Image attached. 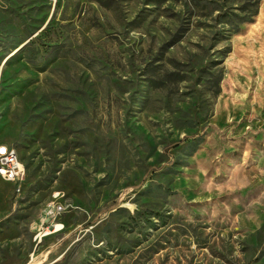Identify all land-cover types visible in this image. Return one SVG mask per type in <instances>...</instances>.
Returning <instances> with one entry per match:
<instances>
[{
    "label": "rangeland",
    "instance_id": "374dc122",
    "mask_svg": "<svg viewBox=\"0 0 264 264\" xmlns=\"http://www.w3.org/2000/svg\"><path fill=\"white\" fill-rule=\"evenodd\" d=\"M0 146V264H264V0H0Z\"/></svg>",
    "mask_w": 264,
    "mask_h": 264
},
{
    "label": "built area",
    "instance_id": "2783aa9c",
    "mask_svg": "<svg viewBox=\"0 0 264 264\" xmlns=\"http://www.w3.org/2000/svg\"><path fill=\"white\" fill-rule=\"evenodd\" d=\"M25 174V168L19 159L15 149L0 146V178L6 182L13 184L19 191ZM49 212V210H48ZM64 212V206L60 203L56 204L53 211L48 217L60 215ZM45 229L41 227L36 233V239L41 240L44 237Z\"/></svg>",
    "mask_w": 264,
    "mask_h": 264
},
{
    "label": "bare ground",
    "instance_id": "6f19581e",
    "mask_svg": "<svg viewBox=\"0 0 264 264\" xmlns=\"http://www.w3.org/2000/svg\"><path fill=\"white\" fill-rule=\"evenodd\" d=\"M1 147H4V146H1Z\"/></svg>",
    "mask_w": 264,
    "mask_h": 264
}]
</instances>
